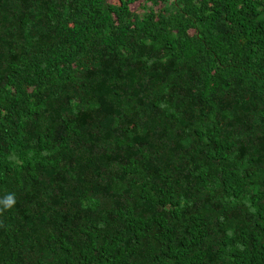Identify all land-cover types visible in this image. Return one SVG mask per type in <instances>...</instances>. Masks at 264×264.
Masks as SVG:
<instances>
[{
	"label": "trees",
	"instance_id": "1",
	"mask_svg": "<svg viewBox=\"0 0 264 264\" xmlns=\"http://www.w3.org/2000/svg\"><path fill=\"white\" fill-rule=\"evenodd\" d=\"M8 195L0 264H264V0H0Z\"/></svg>",
	"mask_w": 264,
	"mask_h": 264
},
{
	"label": "clouds",
	"instance_id": "2",
	"mask_svg": "<svg viewBox=\"0 0 264 264\" xmlns=\"http://www.w3.org/2000/svg\"><path fill=\"white\" fill-rule=\"evenodd\" d=\"M15 198L13 195H8L3 199H0V205L3 206L2 209H0V211H2L3 209H9L11 208L14 204H15Z\"/></svg>",
	"mask_w": 264,
	"mask_h": 264
}]
</instances>
